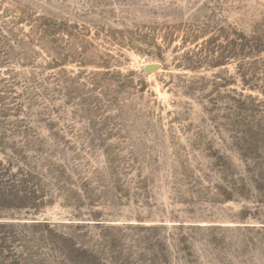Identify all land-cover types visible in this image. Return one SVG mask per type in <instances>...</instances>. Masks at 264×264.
<instances>
[{"label":"rangeland","instance_id":"1","mask_svg":"<svg viewBox=\"0 0 264 264\" xmlns=\"http://www.w3.org/2000/svg\"><path fill=\"white\" fill-rule=\"evenodd\" d=\"M0 264H264V0H0Z\"/></svg>","mask_w":264,"mask_h":264}]
</instances>
